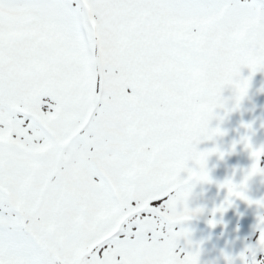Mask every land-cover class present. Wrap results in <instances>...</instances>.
I'll return each instance as SVG.
<instances>
[{
	"label": "snow or ice",
	"instance_id": "6c2138e0",
	"mask_svg": "<svg viewBox=\"0 0 264 264\" xmlns=\"http://www.w3.org/2000/svg\"><path fill=\"white\" fill-rule=\"evenodd\" d=\"M258 71L264 0H0V264H200L192 181L225 153L198 145ZM241 142L254 163L213 216L264 208V145ZM258 221L244 264H264Z\"/></svg>",
	"mask_w": 264,
	"mask_h": 264
},
{
	"label": "rangeland",
	"instance_id": "374dc122",
	"mask_svg": "<svg viewBox=\"0 0 264 264\" xmlns=\"http://www.w3.org/2000/svg\"><path fill=\"white\" fill-rule=\"evenodd\" d=\"M244 77L251 74L250 69H242ZM264 71H258L252 78L251 86L245 98L235 110L226 111L217 108L211 121V127L219 126L226 134L215 136L212 140H204L198 145L199 150L219 147L225 153L223 159L219 153L209 157L207 168L212 182L192 181V193L189 207L203 208L204 211L183 225L190 232V243L182 241L183 246L200 251V264H228L231 257L233 264H244L240 254L256 243L258 238V217L264 215V208L249 205L245 200L233 198V204L227 211L216 212L214 209L224 203L227 189L220 184L228 179L235 183L243 180L245 171L254 163L250 150L245 148L243 137H250L252 144L259 148L264 145ZM227 108L235 106V91L227 87L223 92ZM221 117L223 119L221 120ZM251 125V128L245 127ZM233 144L236 145L233 149ZM191 164V162H190ZM264 167V161L261 162ZM187 176V173H183ZM246 194L253 200L264 199V174L253 176L247 185ZM217 221L215 226L210 220Z\"/></svg>",
	"mask_w": 264,
	"mask_h": 264
}]
</instances>
